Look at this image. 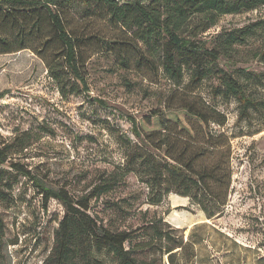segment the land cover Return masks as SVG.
Instances as JSON below:
<instances>
[{
	"label": "trees",
	"instance_id": "obj_1",
	"mask_svg": "<svg viewBox=\"0 0 264 264\" xmlns=\"http://www.w3.org/2000/svg\"><path fill=\"white\" fill-rule=\"evenodd\" d=\"M260 7L264 0H0V54L30 50L44 62L63 97L88 91L85 66L92 42L115 54L123 68L133 59L139 67L160 70L173 84L159 99V107L139 119L129 117L135 141L125 139L124 163L98 171L80 194L45 187L21 165L18 155L37 139L35 131L0 139V173L13 182L19 176L31 181L44 207L51 198L63 206L42 264H178L187 244L163 217L149 216L148 208L138 210L142 220L136 225H119L110 218L104 222L90 213L91 202L112 193L129 174L142 188V204L158 206L174 193L188 198L206 219L223 214L232 177L231 145L210 127L224 123L221 114L194 92L202 79L215 74L218 93L234 98L241 116L262 104L250 86H262L264 73L224 69L218 61L221 54L230 58L236 45L264 28V18L221 35L214 48H207L199 36L221 15ZM79 8L84 15H102L120 35L107 37L72 27L70 11ZM256 56L264 59V48ZM186 70L189 79L182 85ZM188 84H193L190 98L184 95ZM7 92L1 89L0 98ZM110 207L114 214L127 212L117 201Z\"/></svg>",
	"mask_w": 264,
	"mask_h": 264
},
{
	"label": "rangeland",
	"instance_id": "obj_2",
	"mask_svg": "<svg viewBox=\"0 0 264 264\" xmlns=\"http://www.w3.org/2000/svg\"><path fill=\"white\" fill-rule=\"evenodd\" d=\"M120 2L128 0H118ZM145 2L147 0H144ZM71 26L100 35H120L102 15H84L80 8L70 11ZM259 18L264 7L221 15L199 38L214 48L219 37ZM264 48V28L231 50L221 54L219 67L245 68L264 73V59L256 54ZM85 66L88 91L63 97L48 77L44 62L30 50L0 54V139L9 140L17 132L35 131L33 139L18 160L39 182L53 190L80 194L90 179L102 169L122 165L126 138L131 134L129 117L139 119L160 106L159 99L173 86L159 70L120 66L111 52L89 43ZM264 77V75L262 76ZM187 70L182 85L188 82ZM188 84L184 95L192 96ZM217 76L202 79L196 89L206 105L214 107L224 123H211L212 131L223 133L231 145V185L221 216L206 219L188 198L168 194L158 206L142 204V188L134 175L105 196L91 202L90 213L116 224L141 222L138 210L163 217L177 236L187 244L178 264H264V84H252L251 93L258 108L241 116L234 98L218 93ZM102 101L103 103L99 102ZM5 168V166H4ZM118 202L126 213L114 214L110 204ZM63 206L55 199L43 206L37 188L23 176L12 181L0 173V264H42L53 245ZM121 215L126 217L123 222ZM186 256H191L185 259ZM168 264V263H166Z\"/></svg>",
	"mask_w": 264,
	"mask_h": 264
}]
</instances>
